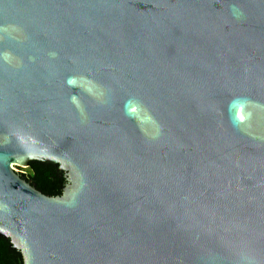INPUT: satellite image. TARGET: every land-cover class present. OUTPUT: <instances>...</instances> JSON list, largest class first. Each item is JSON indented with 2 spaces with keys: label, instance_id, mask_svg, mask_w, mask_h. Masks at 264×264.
Masks as SVG:
<instances>
[{
  "label": "water",
  "instance_id": "95a60500",
  "mask_svg": "<svg viewBox=\"0 0 264 264\" xmlns=\"http://www.w3.org/2000/svg\"><path fill=\"white\" fill-rule=\"evenodd\" d=\"M0 236L23 264H264V0H0Z\"/></svg>",
  "mask_w": 264,
  "mask_h": 264
},
{
  "label": "trees",
  "instance_id": "16d2710c",
  "mask_svg": "<svg viewBox=\"0 0 264 264\" xmlns=\"http://www.w3.org/2000/svg\"><path fill=\"white\" fill-rule=\"evenodd\" d=\"M20 174L46 195H59L65 179L57 166L40 161H30L25 173ZM0 264H23L22 254L9 239L0 236Z\"/></svg>",
  "mask_w": 264,
  "mask_h": 264
},
{
  "label": "rangeland",
  "instance_id": "374dc122",
  "mask_svg": "<svg viewBox=\"0 0 264 264\" xmlns=\"http://www.w3.org/2000/svg\"><path fill=\"white\" fill-rule=\"evenodd\" d=\"M15 166L20 170V172H24L25 173L27 167L18 166V165H15Z\"/></svg>",
  "mask_w": 264,
  "mask_h": 264
}]
</instances>
